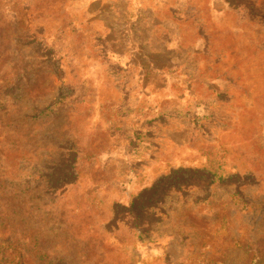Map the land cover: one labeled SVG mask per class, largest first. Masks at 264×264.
I'll return each instance as SVG.
<instances>
[{
    "label": "rangeland",
    "instance_id": "obj_1",
    "mask_svg": "<svg viewBox=\"0 0 264 264\" xmlns=\"http://www.w3.org/2000/svg\"><path fill=\"white\" fill-rule=\"evenodd\" d=\"M0 264H264V0H0Z\"/></svg>",
    "mask_w": 264,
    "mask_h": 264
}]
</instances>
